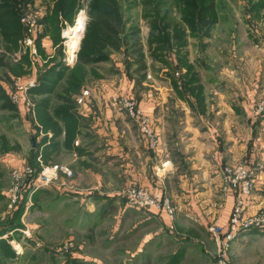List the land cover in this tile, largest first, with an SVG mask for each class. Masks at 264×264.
I'll list each match as a JSON object with an SVG mask.
<instances>
[{"label": "rangeland", "instance_id": "1", "mask_svg": "<svg viewBox=\"0 0 264 264\" xmlns=\"http://www.w3.org/2000/svg\"><path fill=\"white\" fill-rule=\"evenodd\" d=\"M72 1L67 18L59 9V0H0L8 6L2 11L8 16L14 12L22 27L13 40L9 30L0 26V227L15 230V241L4 238L5 246L0 240V252L14 251L15 256L0 257V264H264V227L242 230L227 241L208 230L209 226H219L225 231L233 204L225 219L217 205L210 211L204 209L203 222L184 210L188 189L202 177V164L194 157L195 137L219 141L223 148L218 153L225 158L218 163L215 160L210 165L211 175H204V179L213 175L219 179L220 184L213 183L220 204L226 202L227 195L233 203L236 198L225 190L227 170L246 168L244 161L250 159L251 152L264 165V117L251 113L255 103L264 102V0H215L218 20L210 27L208 23L192 26L183 21L184 15L192 13L190 20L196 18L194 9L185 7L187 0ZM30 13L35 18L33 27L20 21ZM79 13L84 16L83 30L70 58V29ZM101 14L119 20L117 35L122 45L104 47L102 53L90 57L83 40L94 30L93 19ZM151 22L156 28L150 27ZM157 29L169 31L170 39L161 38V33L152 38ZM44 31L55 45L49 58L40 56L34 41V36ZM32 35L33 43L28 44ZM190 77L194 79L192 91L184 85ZM93 88L96 92L92 93L100 96L111 116L117 115V120L110 118L114 129L124 124L114 141H109L113 138L109 133H99L84 112L94 103L90 95ZM13 93L18 97L26 94L30 105L15 102ZM112 95L128 97L139 115L126 107L118 111ZM257 119L252 135L250 127ZM147 127L156 132L154 145H148L143 132ZM82 142L92 149L91 154L96 153L90 168L98 172L96 158L113 156L109 163H115L121 160L116 152L123 149L112 147L138 149L141 142L156 157L162 175L172 169L165 188L156 186L158 182L147 186L128 178V183L118 184L117 189L135 184L152 190L153 196L157 194L161 202L171 206L172 227L170 222L166 227L158 218H148L149 208L81 209L75 208L68 196H59L57 201L66 206L60 209L56 200L53 204L57 194L52 191L45 193L39 206H32L31 198L24 215L14 211L24 195L12 211L8 210L12 165L26 162L34 168L35 163L39 168L36 173L44 166L67 165L73 176L76 153L70 147L81 148ZM165 144L170 160L160 162L166 157H160ZM95 146L98 149L93 151ZM204 152L210 157L214 150ZM129 157L136 164L141 160L136 153H129ZM260 173L254 171V188ZM71 177L61 174L60 181L49 186L74 191L77 187ZM254 188L243 195L244 214L264 211L249 210L247 200Z\"/></svg>", "mask_w": 264, "mask_h": 264}, {"label": "crops", "instance_id": "2", "mask_svg": "<svg viewBox=\"0 0 264 264\" xmlns=\"http://www.w3.org/2000/svg\"><path fill=\"white\" fill-rule=\"evenodd\" d=\"M36 36H34V39L36 38ZM38 45L39 47L37 48V52L40 54V56L49 58L53 55L54 50H55V45L52 39L50 38L49 32L44 34L39 39ZM94 68L96 69L95 66ZM92 91L95 93L96 92L95 88H93L90 93V95L92 96V99L94 98V103L90 106L89 110L83 107L84 112L85 114H88L87 115L88 117L92 118L93 126L96 127V130L99 133L100 132L101 134L109 133L108 135L113 137L109 139V141H114V138L117 137L115 133L120 134V131L123 129L122 127L124 124L121 123V125H116L118 127L115 126V129H114L113 126L115 123L112 122L110 118L113 116L117 120L118 119L117 115L113 114L111 116V112L109 108L107 107V105L104 104L103 106V102H101L100 96L95 95L94 93H92ZM94 104H95V108H93ZM96 106L98 110L96 109ZM254 128L255 127H253V125L250 127V131L252 135L255 134ZM105 139L108 140V138H105ZM192 142H194L197 148V152L194 157L197 158L198 161H200L202 164V177H199L201 179H197V181L193 183L192 189H188L187 191L188 204L185 205L186 209L184 210L195 213L196 216L194 217L196 218L198 217L197 219L198 220L200 219V221L203 222L204 216L202 214V211H204V209H209L208 211H210L211 209H215V206L217 205L218 211L220 210L221 212H223L222 217L223 219H225L233 204L232 196L227 195L226 202H223V204H220L219 201H217L219 197L216 192V185L213 183V182H217V184L218 183L220 184L219 179L217 180L215 175H213V178H210L209 176L204 179V175H206V173L207 175H211L209 174L211 173L210 165H214L215 160L218 163L220 160L225 158L221 154V152L218 153L219 150L222 151L223 148L220 147L219 141L218 142H208V141L202 140L201 137H195L192 140ZM250 143L251 142L248 141L247 150H248ZM82 144H83L82 145L83 147L81 146V148L79 147L75 148L73 146L70 147L72 148V151L76 153L75 155L76 161L73 163V166H71L73 169V176L71 177V182L73 181V183L76 185L77 188L74 189V191H69V190L67 191V190H64L63 188L61 189V187L59 186H49V187L42 188L41 191L37 190L39 191V194H37L38 206L40 205L42 198L43 200L45 199L44 198L45 193L52 191L54 194L58 195V196L56 195L55 197H53V200H52L53 204L55 205V200H56L57 206L61 207L60 209L65 208L66 206H65V202L57 201L59 196L61 197L68 196V198L72 201V204L75 205V208L79 207L81 209H117V211L119 209L121 211H126L128 209H139V208L134 207L133 205H130L128 201L126 200V198L119 193L120 190H117V189L120 187V185L118 184H122V183L127 184L128 178H131L132 181L138 184L147 185V186H152L154 184L156 185L158 182L156 186L159 185L160 188L162 189V186L163 188H165V179L167 178V175L172 172L171 171L172 169H168L167 171L168 173H166L165 175H162L163 174L162 172L164 171H161V166H159L158 162H155L156 157L154 156V154H151L146 149L147 147L144 146V143L142 142L138 144L137 146L139 147L138 149H132L133 147L128 149V148H125L123 145L114 146L112 142L114 146L112 148L114 149L122 148L123 149L120 152H116V154H118V156L121 157V160H117L115 163H109V159L111 161V159H113V156L108 159L107 157H105L106 160L105 158H101V157L96 158V160L100 162L99 164L100 171L98 172L97 170H94V169L92 170L90 168L92 166V158L93 156L96 155V153L91 154L90 151L92 149L90 147L85 146L84 142H82ZM96 149H98L97 146L93 147V151ZM206 149L214 150V152L210 154V157L208 156V153L206 154L204 152V150ZM160 152H161L160 157L163 155L166 156L165 158L160 160V162L170 160V157L167 156L166 144L162 146V150ZM129 153L130 155H133L134 153H136L137 156L141 158V160L137 161L138 164H136V162H134L129 157ZM145 153L146 154L148 153L147 154L148 157L144 155ZM233 153H235V150ZM253 154H256V153L251 152L250 155L248 154L250 159H247V161H244V163L248 168L253 169L256 172L262 171V173L256 176L255 188L247 200V203H249L250 211L255 210V209L258 210L259 208L264 209V171L262 170L264 169L263 168L264 165H260L259 163H262V162L256 161L255 160L256 158L254 157ZM147 159L148 161H146ZM108 174L110 176H107ZM213 174H214V171H213ZM16 210L17 209H14V211ZM26 210L28 209L22 210L23 215L25 214ZM177 210L178 209H176L175 211L176 213H177ZM146 212L148 213V218H151V217H154L155 219L158 218V220L166 224V227L167 225H169V222L172 223V219L169 220V217L165 211H161L162 215H159L157 213L158 210L154 208H149V210H146ZM5 228H7V226L0 227V240L2 239L4 241V238L9 237L11 239H14L15 241V238H14L15 232H13L15 230H12V229L5 230ZM10 256L12 257L15 256L14 251H10L9 254H6L2 251L0 252V257L8 258Z\"/></svg>", "mask_w": 264, "mask_h": 264}, {"label": "built area", "instance_id": "3", "mask_svg": "<svg viewBox=\"0 0 264 264\" xmlns=\"http://www.w3.org/2000/svg\"><path fill=\"white\" fill-rule=\"evenodd\" d=\"M20 21L24 24H27L29 27H33L35 18L30 13V15L21 17ZM27 43H33V35L28 38ZM13 98L15 102H20L21 100L22 103L30 105V101L24 93L21 97H18V93H13ZM110 99H112L118 111L121 109V107H126L134 115H139L137 111H134L135 103L128 97H115V95H112ZM80 102L83 103V97ZM251 113L254 117H264V102L255 103L252 106ZM143 132L147 137L146 139H148V145H151V143L154 145L156 142V132L154 129L147 127L145 131L143 130ZM61 174L71 177L72 171L67 165L59 164H53L49 167H41L40 171L37 173L36 170L26 162L12 165L10 167L11 180L7 188L8 210L12 211L14 209L26 191L29 192L27 202L25 203V208L27 209L31 204V194L39 188L47 187L55 182L57 183L61 179ZM254 181L255 177L253 169L238 166L234 172L227 170L224 186L227 192H231L232 194L236 195L235 202L233 203L234 209L232 207L225 231H223L222 227L219 226L208 227V230L212 235L215 237L222 236L223 240L227 241L235 237L238 232L242 230L264 227V211L259 214L248 215L244 214L245 209H242L244 200L243 195L249 193L254 188ZM60 183L62 185L64 184L62 181ZM134 185H132L131 188L122 189L120 191V194L126 198L130 205H133L139 209L154 208L158 211H165L169 217V220L172 219V208L166 201L161 202L157 194L153 196L154 194L152 190L149 189L150 191H147L142 186L138 185L139 187H137ZM171 227L172 223H170V228ZM219 264H221V262H219Z\"/></svg>", "mask_w": 264, "mask_h": 264}, {"label": "trees", "instance_id": "4", "mask_svg": "<svg viewBox=\"0 0 264 264\" xmlns=\"http://www.w3.org/2000/svg\"><path fill=\"white\" fill-rule=\"evenodd\" d=\"M6 4L4 2V5H3L0 2V24H2L0 26H2L4 30L5 28H7L10 32V35L13 36L14 38L13 40H15V38H18L17 36L19 35V32L22 27H21L19 20L16 19V15L14 12L11 11V13L8 16L6 12L2 11L3 9H6L8 7ZM73 4L74 2L72 0H59V3H58L59 9L63 11L64 15H66L65 17L67 18L69 17V10L72 8ZM184 5L189 10L194 9L195 14H196V18L194 20H190L191 18H193L192 16H194V13H192L191 16L184 15L183 18L185 19L183 21L186 24H190L193 26L194 24H198V23H208L207 27H210L212 24H215L218 20V13L215 8V0H193V1L187 0ZM116 19L109 18L107 14H101V16H99L98 18L96 17L93 19V24L91 26H92V29L94 30H92L90 33H87L83 40L84 51L88 52L90 57L95 53L96 54H98L99 52L102 53L104 50H106V49H103L104 47L106 48L110 45H114L118 48L122 45V42L119 41L120 37L117 35V29L120 25V22L118 19L117 20ZM3 24H5L6 27ZM152 26L156 28L153 22L150 23V27ZM164 31H165L164 29L162 30L157 29L156 33L153 32L151 34L150 32L149 36L151 34V37L156 39V34L161 33V38H164L168 41L171 37V33L169 31L165 33ZM190 31L193 32V30H190ZM46 33L47 32L44 31L42 34L37 35L36 38L34 39V41H36L37 48L39 47L38 45L39 39ZM180 37L181 35L178 36V38ZM155 43H157V41H155ZM14 44L16 45V43ZM181 45L183 44L177 43V46H181ZM176 53L179 55V48L178 49L176 48ZM192 78L193 77L188 78L187 83L184 84L186 88H190L191 91H192L191 83L194 81V79ZM34 91H38V88L34 89ZM261 117L262 116H260V118ZM258 122H259V119L253 121V124H252L253 127H255V125L258 124ZM34 166L36 167V168L34 167V169L36 170L38 168V164L34 163ZM38 193L39 191H35L31 194V198L33 201L32 206L34 204L37 205V194ZM28 195H29V192L26 191L24 193L23 201L17 207V211L15 213L20 214L21 211L24 209L25 201L28 198ZM16 224H19V223H16ZM2 244L6 245L5 241L2 240Z\"/></svg>", "mask_w": 264, "mask_h": 264}, {"label": "bare ground", "instance_id": "5", "mask_svg": "<svg viewBox=\"0 0 264 264\" xmlns=\"http://www.w3.org/2000/svg\"><path fill=\"white\" fill-rule=\"evenodd\" d=\"M83 24H84V16L81 13H79L76 18L75 25L71 28L72 35L70 36V39L68 42L69 49L71 50L69 52L70 58L73 57L74 55L72 51H74L75 47L78 44L77 36L80 33V31L83 29Z\"/></svg>", "mask_w": 264, "mask_h": 264}]
</instances>
